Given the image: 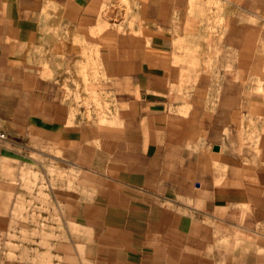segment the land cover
Returning a JSON list of instances; mask_svg holds the SVG:
<instances>
[{"label": "crops", "instance_id": "obj_1", "mask_svg": "<svg viewBox=\"0 0 264 264\" xmlns=\"http://www.w3.org/2000/svg\"><path fill=\"white\" fill-rule=\"evenodd\" d=\"M126 3L129 13L121 21L116 18L123 6L120 0H0V125L22 138L20 142L8 138L0 157L17 161L47 156L44 150H49L54 161L89 178L120 181L122 201L128 198L132 206L131 211H123L133 224L130 232L121 231V238L129 239L121 244L130 245L135 253L140 254L143 246H159L163 264H180L183 258L194 264H264V231H253L251 221L237 223L238 203L220 198L219 191L225 188L232 195L235 190L247 195L248 187L233 177L232 162L227 160L226 167L204 166L201 142L205 138L198 136L200 145L194 150L172 149V135L179 141L186 134L172 129V111L187 105L171 100L174 89L165 76L170 57L162 48L172 45V40L159 32L171 30L181 6L176 7V0ZM212 9L204 19L201 7L196 46L211 47L216 53L213 47H226L230 56L236 46L253 47V53L264 59V0H238V4L227 0L222 9ZM195 11L197 17V6ZM140 23L150 31L145 55L139 49L144 45L138 38ZM91 47L102 48L98 63L103 69L97 72L104 81L98 87L110 88L119 96L120 115L114 126L99 128L76 121L70 115L74 101L65 103L60 94L58 78L75 77L76 63L89 67L94 56ZM79 70L86 74L85 69ZM159 70L162 75L156 74ZM140 93L146 95V102L136 99ZM219 106L212 104L208 111L200 102L194 107V132L202 136L210 131L215 161L234 157L232 132L238 125L245 126L243 118L234 116V106L224 102L222 110H229L227 127L225 138L219 139ZM220 169L226 170L222 171L227 174L226 187L220 186ZM144 192L152 197L145 198ZM159 222H164L161 229L155 227ZM134 238L143 239V246L132 242ZM236 247L242 252L235 254Z\"/></svg>", "mask_w": 264, "mask_h": 264}, {"label": "rangeland", "instance_id": "obj_2", "mask_svg": "<svg viewBox=\"0 0 264 264\" xmlns=\"http://www.w3.org/2000/svg\"><path fill=\"white\" fill-rule=\"evenodd\" d=\"M127 1L120 0L123 6L116 18L121 21L125 13H129ZM145 1L139 0L141 4ZM235 3L238 4V0ZM226 4L227 0H176L175 5L181 6L182 12L175 14L171 30L159 32L172 40V45L163 48L161 45L170 57L165 76L174 89L171 100L187 105L183 110L172 111V129L176 131L179 128L186 134L181 135V141L172 135L171 144L172 149L181 146L190 151L200 145L195 136L202 137L205 138L201 142L204 166L226 167L227 160L231 161L235 167L233 177L236 182L248 187L247 195L244 190H235L232 195L225 188L219 191L222 193L220 198L237 202V223L249 225L251 221L250 228L259 232L264 231V189L261 187L264 185V173L260 172L264 169V124H261L264 122V77L255 76L264 75V59L253 53V47L236 46L235 54L230 56L226 47H213L218 49L216 53L211 51V47L207 50L203 47V50L195 45L196 34H200L196 24H200L201 7L205 19V12L210 16L212 7L222 9ZM196 6L199 8L197 17ZM138 17L140 20L144 17L143 7L139 8ZM140 24L138 38L144 44L150 31L146 23ZM219 24H222L221 19ZM139 49L140 54L145 55L148 46L140 44ZM90 50L94 56L89 67L76 63L75 77L58 78L60 94L65 103L72 104L74 101L75 109L70 111V115H74L76 121L91 123L99 128L114 126L120 115L119 96L110 88L98 87L99 81H104L97 72L103 69L98 63V52L102 48L91 47ZM142 63L146 71V61ZM77 69H85L86 74H79ZM156 74L162 75V70ZM144 97V93L136 95L137 100L146 102ZM200 102L206 104L208 111L212 104H220L219 139L225 138L227 127L229 110H222L224 102H229L231 108L234 106L236 119L245 120V126L238 125L232 132L234 157L213 160L211 146L214 140L210 131H203L202 136L195 134L194 104ZM82 105L84 110L78 108ZM5 129L0 125V133L5 134L6 141L8 138L16 142L22 140L20 136L12 135V130L9 134ZM6 141L0 144V150ZM147 141L146 145L149 144ZM36 145L38 143H34ZM138 150L141 154V141ZM44 153L47 156L31 155L17 161L0 157V264H149L152 261H155L153 264H163L162 248L159 246H143L140 242L143 239L134 238L132 242L138 241L143 246L138 254L132 251L130 245L121 244L129 240L121 238V231L130 232L133 224L123 211V208L131 211L132 206L128 198L122 201L120 181L105 183L96 176L89 178L81 171L54 161L49 157V150H44ZM254 169L258 172L254 173ZM222 171L226 170L219 173L223 183L220 186L226 187L227 174ZM124 196L129 197L130 194ZM143 196L152 197L148 192H144ZM155 224L161 229L164 222ZM235 251V254L242 252L240 247H236ZM180 264H194V260L183 258Z\"/></svg>", "mask_w": 264, "mask_h": 264}, {"label": "built area", "instance_id": "obj_3", "mask_svg": "<svg viewBox=\"0 0 264 264\" xmlns=\"http://www.w3.org/2000/svg\"><path fill=\"white\" fill-rule=\"evenodd\" d=\"M6 141V137L4 133H0V144Z\"/></svg>", "mask_w": 264, "mask_h": 264}, {"label": "water", "instance_id": "obj_4", "mask_svg": "<svg viewBox=\"0 0 264 264\" xmlns=\"http://www.w3.org/2000/svg\"><path fill=\"white\" fill-rule=\"evenodd\" d=\"M214 151H217L218 150V148L217 147H214V149H213Z\"/></svg>", "mask_w": 264, "mask_h": 264}, {"label": "bare ground", "instance_id": "obj_5", "mask_svg": "<svg viewBox=\"0 0 264 264\" xmlns=\"http://www.w3.org/2000/svg\"><path fill=\"white\" fill-rule=\"evenodd\" d=\"M195 105V104H194ZM192 115V114H191ZM190 117V116H189ZM190 118H192V117H190ZM190 124V123H189ZM181 137V136H180ZM182 138V137H181ZM180 139V138H179ZM181 141V140H180Z\"/></svg>", "mask_w": 264, "mask_h": 264}]
</instances>
